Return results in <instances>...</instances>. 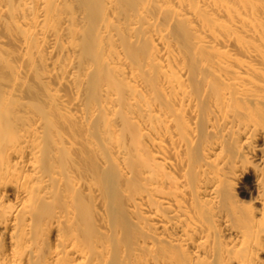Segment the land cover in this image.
I'll use <instances>...</instances> for the list:
<instances>
[{
	"label": "bare ground",
	"instance_id": "bare-ground-1",
	"mask_svg": "<svg viewBox=\"0 0 264 264\" xmlns=\"http://www.w3.org/2000/svg\"><path fill=\"white\" fill-rule=\"evenodd\" d=\"M0 264H264V0H0Z\"/></svg>",
	"mask_w": 264,
	"mask_h": 264
},
{
	"label": "rangeland",
	"instance_id": "rangeland-1",
	"mask_svg": "<svg viewBox=\"0 0 264 264\" xmlns=\"http://www.w3.org/2000/svg\"><path fill=\"white\" fill-rule=\"evenodd\" d=\"M67 93V92H66Z\"/></svg>",
	"mask_w": 264,
	"mask_h": 264
}]
</instances>
